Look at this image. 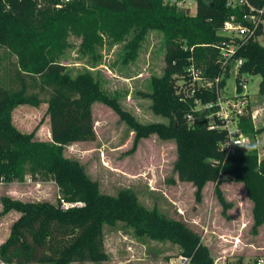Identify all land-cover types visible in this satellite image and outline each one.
Here are the masks:
<instances>
[{
	"label": "trees",
	"instance_id": "16d2710c",
	"mask_svg": "<svg viewBox=\"0 0 264 264\" xmlns=\"http://www.w3.org/2000/svg\"><path fill=\"white\" fill-rule=\"evenodd\" d=\"M59 2L0 0V51L16 57L0 75V182L20 181L30 175L34 180H53L59 188L57 202L1 197L3 212L19 215L0 243V259L11 264L102 261L107 258L106 227L122 223L138 237L179 246V255L192 264H215L201 234L185 221L170 217L157 206H146L130 188L113 195L102 192L98 180L78 159L68 157L65 149L96 138L93 103L105 102L127 118L138 136L156 133L174 140V170L180 180L196 186L198 196L207 182H213L218 200L228 208L222 183L229 178L242 182L253 202L254 224H262L264 160L259 161L258 150L241 148L227 154L220 148L225 132L209 128L207 111H197L194 105L196 97L204 102L215 99L213 90L199 89L186 99L177 92L179 80L189 78L190 65L201 68L206 78L221 74L218 50L210 44L224 41L226 37L219 33L224 21L243 11L228 7L226 0H198L195 14L163 0H70L57 7ZM252 2L261 5L263 0ZM153 30L163 35L165 66L161 76L151 78L150 98L153 111L167 117V124L139 123L101 90L89 72L72 77L60 60L71 34L79 36L82 48L91 53L107 38L118 42L132 34L123 57L124 62L132 61L146 34ZM263 33L261 25L237 53L243 58L238 76L260 75L262 96L264 45L258 38ZM224 74L228 76L229 71ZM42 102L48 104L51 141L21 131L12 120L17 105ZM250 107L241 117L240 127L256 143L262 129L255 125ZM190 113L195 115L193 122L187 121ZM78 201L83 204L62 207L63 202Z\"/></svg>",
	"mask_w": 264,
	"mask_h": 264
},
{
	"label": "rangeland",
	"instance_id": "374dc122",
	"mask_svg": "<svg viewBox=\"0 0 264 264\" xmlns=\"http://www.w3.org/2000/svg\"><path fill=\"white\" fill-rule=\"evenodd\" d=\"M191 2L194 7V0ZM130 37L132 34L118 42L107 38L105 44L91 53L82 48L79 36L71 34L60 60L72 77L89 72L101 90L115 98L121 109L139 123L167 124V117L153 111L150 98L151 78L161 76L165 66L163 35L155 30L148 32L136 58L124 62L125 45ZM258 41L264 45V33ZM2 52L0 75L5 65L10 66V61L16 60L15 56ZM243 75L246 79L243 89L248 92L252 109L257 110L255 125L262 129L255 141L264 143V96L259 94L261 77ZM226 85L229 95L236 94L234 72H229ZM47 107L46 102L37 106L19 104L13 110V123L21 131L33 133L37 139L51 141ZM93 120L96 138L68 145L65 154L85 165L88 174L100 183L102 192L113 195L130 188L146 206H157L170 217L185 221L201 234L215 264L261 263L264 222L255 226L253 202L242 182L229 178L222 183L224 196L230 203L225 208L217 198L215 183L207 182L198 196L193 183L178 178L174 170L177 148L173 139H162L156 133L138 136L125 116L102 101L93 103ZM247 141L253 143L249 137ZM258 158L264 160V149L258 150ZM4 195L28 201L57 202L59 188L53 180H34L30 175L20 181L0 182V243L8 237L10 226L18 217L16 211L3 212L1 197ZM105 250V260L71 264H192L179 255V246L170 241L138 237L132 228H124L122 223L106 227Z\"/></svg>",
	"mask_w": 264,
	"mask_h": 264
},
{
	"label": "built area",
	"instance_id": "2783aa9c",
	"mask_svg": "<svg viewBox=\"0 0 264 264\" xmlns=\"http://www.w3.org/2000/svg\"><path fill=\"white\" fill-rule=\"evenodd\" d=\"M64 0L56 4L60 7ZM165 3L176 6L180 9H186L190 13L195 14L198 8V0H194V7H192L191 0H163ZM227 6L233 9L239 8L243 13L238 16L233 13L227 20L224 21L219 33L226 37L224 41L210 44L217 48V63H219L222 70L221 74L213 79L206 78L202 75L203 70L194 65L187 68L189 78H181L178 82L177 92L182 99L193 97L195 92L199 89L213 90L215 92V99L203 101L196 97L194 99L195 110L207 111L206 117L209 120V128L220 129L225 132V138L220 143V148L227 154L237 153L242 147L237 146L236 141L247 140V136L240 127L241 117L247 115L248 106H251L250 99L247 97L248 92L243 88L246 84V79H243V74L239 75V68L243 64V58L238 57L237 53L244 41L249 38H254L260 26L264 23V0L261 5H256L252 0H226ZM40 6V5H39ZM194 9V11H193ZM187 48V47H185ZM236 74V82L242 88L241 93L238 92V84L236 94L229 95L226 92L225 72ZM225 80V81H224ZM224 81V84L221 82ZM251 116L255 123L257 110L250 107ZM195 115L190 113L187 115V121L193 122ZM83 203L78 202H63L62 207L68 209L76 205L80 206ZM3 264H11L3 259H0ZM260 264H264V259H260Z\"/></svg>",
	"mask_w": 264,
	"mask_h": 264
},
{
	"label": "clouds",
	"instance_id": "9594fccd",
	"mask_svg": "<svg viewBox=\"0 0 264 264\" xmlns=\"http://www.w3.org/2000/svg\"><path fill=\"white\" fill-rule=\"evenodd\" d=\"M235 143L237 144V146L242 147L249 152L264 149V143L260 141H257L256 143H251L247 140H244L236 141ZM0 264H3V262H0Z\"/></svg>",
	"mask_w": 264,
	"mask_h": 264
},
{
	"label": "crops",
	"instance_id": "0c3cea01",
	"mask_svg": "<svg viewBox=\"0 0 264 264\" xmlns=\"http://www.w3.org/2000/svg\"><path fill=\"white\" fill-rule=\"evenodd\" d=\"M18 215H19V213H18ZM18 215H17V216H18Z\"/></svg>",
	"mask_w": 264,
	"mask_h": 264
}]
</instances>
